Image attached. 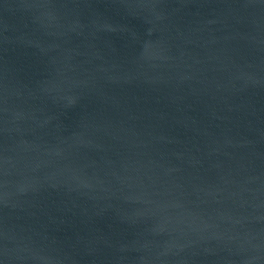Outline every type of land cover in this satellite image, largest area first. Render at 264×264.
<instances>
[{"label": "water", "instance_id": "water-1", "mask_svg": "<svg viewBox=\"0 0 264 264\" xmlns=\"http://www.w3.org/2000/svg\"><path fill=\"white\" fill-rule=\"evenodd\" d=\"M0 264H264V0H0Z\"/></svg>", "mask_w": 264, "mask_h": 264}]
</instances>
